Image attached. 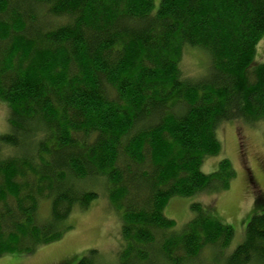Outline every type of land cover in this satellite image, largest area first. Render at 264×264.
I'll return each instance as SVG.
<instances>
[{"label": "trees", "instance_id": "1", "mask_svg": "<svg viewBox=\"0 0 264 264\" xmlns=\"http://www.w3.org/2000/svg\"><path fill=\"white\" fill-rule=\"evenodd\" d=\"M263 36L264 0H0V257L59 241L97 199L86 183L101 180L122 262L226 249L232 228L199 204L180 234L163 212L172 198L231 187L228 160L211 174L201 165L220 151V124L264 122V63L249 69ZM188 47L209 61L198 80L180 75ZM227 264H264V212Z\"/></svg>", "mask_w": 264, "mask_h": 264}, {"label": "rangeland", "instance_id": "2", "mask_svg": "<svg viewBox=\"0 0 264 264\" xmlns=\"http://www.w3.org/2000/svg\"><path fill=\"white\" fill-rule=\"evenodd\" d=\"M208 63L204 53L185 48L179 65L180 75L186 80H198L208 71ZM262 63L264 36L256 46V54L249 69ZM8 116V107L0 103V135L8 131ZM216 138L220 143V151L217 156L204 158L201 172L211 174L218 169L220 161L228 160L235 172L231 187L222 192L172 198L163 214L174 221L173 233L180 234L194 216L191 206L199 204L211 219L230 226L233 238L226 249L207 248L195 260L184 264H227L228 257L243 243L251 217L264 212V122L222 123L216 129ZM2 152L3 156L8 155V151ZM102 181L86 183L97 194V199L86 210H74L63 223L69 230L59 241L41 246L32 254L3 255L0 264H76L92 250L97 252L98 264H137L121 261L124 248L121 218L109 203ZM46 217L48 205L43 204L39 208L38 218L44 220ZM156 261L155 264H163L158 257Z\"/></svg>", "mask_w": 264, "mask_h": 264}]
</instances>
